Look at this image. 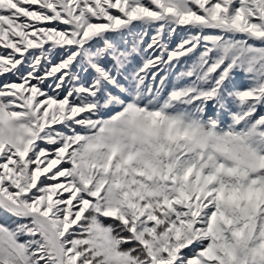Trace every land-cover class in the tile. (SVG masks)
I'll list each match as a JSON object with an SVG mask.
<instances>
[{
	"label": "snow or ice",
	"instance_id": "6c2138e0",
	"mask_svg": "<svg viewBox=\"0 0 264 264\" xmlns=\"http://www.w3.org/2000/svg\"><path fill=\"white\" fill-rule=\"evenodd\" d=\"M0 264H264V0H0Z\"/></svg>",
	"mask_w": 264,
	"mask_h": 264
},
{
	"label": "rangeland",
	"instance_id": "374dc122",
	"mask_svg": "<svg viewBox=\"0 0 264 264\" xmlns=\"http://www.w3.org/2000/svg\"><path fill=\"white\" fill-rule=\"evenodd\" d=\"M177 42H178V40H177Z\"/></svg>",
	"mask_w": 264,
	"mask_h": 264
}]
</instances>
